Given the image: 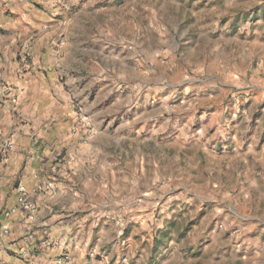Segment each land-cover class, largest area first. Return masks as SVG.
I'll return each mask as SVG.
<instances>
[{
  "label": "rangeland",
  "instance_id": "374dc122",
  "mask_svg": "<svg viewBox=\"0 0 264 264\" xmlns=\"http://www.w3.org/2000/svg\"><path fill=\"white\" fill-rule=\"evenodd\" d=\"M110 6L91 10L96 83L69 95L104 104L95 143L115 172L140 165L147 264H264V0Z\"/></svg>",
  "mask_w": 264,
  "mask_h": 264
},
{
  "label": "crops",
  "instance_id": "0c3cea01",
  "mask_svg": "<svg viewBox=\"0 0 264 264\" xmlns=\"http://www.w3.org/2000/svg\"><path fill=\"white\" fill-rule=\"evenodd\" d=\"M110 4L0 0V264H56L62 255L65 264L149 261L145 248L153 244L142 243L150 228L143 220L140 165L132 174L127 157L115 172L104 152L110 143H95L99 129L93 108L104 104L96 96L83 102L69 95L74 81L83 89L96 83L95 77L82 82L83 73L99 72L91 10H107ZM104 115L110 123L111 115ZM117 179L118 195L113 192ZM45 184L53 192L43 190Z\"/></svg>",
  "mask_w": 264,
  "mask_h": 264
},
{
  "label": "built area",
  "instance_id": "2783aa9c",
  "mask_svg": "<svg viewBox=\"0 0 264 264\" xmlns=\"http://www.w3.org/2000/svg\"><path fill=\"white\" fill-rule=\"evenodd\" d=\"M22 55H23L25 58H28V57H29V55H30V46H29L28 44L25 45V48H24V50H23ZM0 84H1V79H0ZM1 85H3V84H1ZM3 88H4L6 91L8 90L7 87H3ZM81 121L85 122V120H84L83 118L81 119ZM78 124H79V123H78ZM75 126H76V125H75ZM75 126H74V127H75ZM88 135H89V134H88ZM88 135H86V136H88ZM42 189L45 190V191H51V192H53L51 186L48 185V184L43 185V186H42ZM18 191H19L20 193H23V192H24V189H23L22 187H19V188H18ZM24 205H25V207H26V210H28L29 212H32V211H33L34 207H33L30 203L28 204L27 202H25ZM30 217H31V216H30ZM65 263H67V257H66V256L62 255V256H58V257L56 258V264H65Z\"/></svg>",
  "mask_w": 264,
  "mask_h": 264
}]
</instances>
